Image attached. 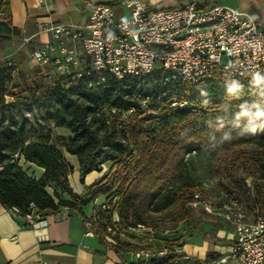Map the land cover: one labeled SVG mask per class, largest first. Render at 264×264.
Here are the masks:
<instances>
[{"label": "trees", "instance_id": "trees-1", "mask_svg": "<svg viewBox=\"0 0 264 264\" xmlns=\"http://www.w3.org/2000/svg\"><path fill=\"white\" fill-rule=\"evenodd\" d=\"M0 13L9 21L8 2H1ZM15 69L12 62L0 67V202L7 208L21 215L37 209L43 215L69 207L84 215L81 207L106 195L110 201L118 198L123 228H154L173 210L182 213L179 221L185 220L195 217L196 191L210 199L202 186L190 180L191 157L207 155L221 194L216 204L236 198L264 213V75H218L197 83L171 79L165 83L168 75L161 70L122 79L106 73L100 85L89 86L90 81L96 82L94 77L83 78L72 88L62 81L40 98L38 88L25 81L10 85ZM154 75L160 82H155ZM29 98L49 103L48 119L56 128L68 129L70 135L31 136L15 115L6 119L8 108ZM145 98L147 106L143 107ZM104 108H116L119 113L109 121L111 117L101 113ZM132 109L135 114L123 119L121 113ZM64 149L78 157L82 183L89 173L109 164L106 182L86 197L78 196L69 181L74 168ZM21 157L42 167L43 177L29 175L19 163ZM105 215L112 220V211ZM164 244L170 248L166 258L128 264H203L184 260L186 253L177 251L175 243ZM132 249L136 245L128 242L118 247L123 253ZM215 261L208 252L205 263Z\"/></svg>", "mask_w": 264, "mask_h": 264}, {"label": "built area", "instance_id": "built-area-1", "mask_svg": "<svg viewBox=\"0 0 264 264\" xmlns=\"http://www.w3.org/2000/svg\"><path fill=\"white\" fill-rule=\"evenodd\" d=\"M180 1L177 7L153 9L145 0H128L130 17L123 20L117 18L112 6L87 1L88 16L83 24L50 27V40L32 53L47 89H54L62 81L72 88L81 79L92 77L96 82L90 81L89 86L100 85L105 82L106 73L122 79L161 70L168 75V81L193 83L218 75H264V24L215 0ZM146 103V98L141 101L143 107ZM101 113L108 114L110 121L119 110L104 108ZM133 114L134 109L121 113L123 119ZM194 198L206 212L220 215L235 229L232 249L228 257L221 259L222 263L231 259L238 264H264V213L251 221L236 198L220 206L199 191ZM117 207L118 198L96 204L92 215L84 218V224L88 236L99 237L107 249L121 254L119 244L128 241L126 237L131 233L119 224ZM65 211L71 209L65 207ZM110 211L111 221L105 215ZM19 216L29 225L45 220L37 209ZM135 245L136 249L129 254L136 262L161 260L170 252L164 243Z\"/></svg>", "mask_w": 264, "mask_h": 264}, {"label": "crops", "instance_id": "crops-1", "mask_svg": "<svg viewBox=\"0 0 264 264\" xmlns=\"http://www.w3.org/2000/svg\"><path fill=\"white\" fill-rule=\"evenodd\" d=\"M2 1L0 0V4ZM87 1L112 6L120 20L130 17L126 6L128 0H4L9 3L10 19L5 20L4 14L0 13V67H4L9 62L13 63L15 70L22 72L27 66L39 67L32 59V53L37 47L50 40L51 33L48 29L55 25L83 24L88 16L85 5ZM145 1L153 9L173 8L181 4L180 0ZM215 3L239 9L252 16L257 22L264 24V0H215ZM57 134L68 136L70 131L66 128H57ZM64 155L74 168L69 181L78 196L84 198L95 186L106 182L108 171L103 166L102 171L89 173L82 183L78 157L65 149ZM19 163L29 175L37 179L43 177L42 167L27 162L23 157L20 158ZM64 198L70 199L68 195ZM106 200L107 196L101 195L96 202L81 207L80 211L84 215L75 211L66 212L65 207H62L58 211L43 214L44 222L34 225H29L15 210L7 208L0 202V264H126L132 262L129 252L120 254L116 250L107 249L99 237L86 234L84 218L92 215L96 204ZM182 222L184 223L168 236L158 237L153 228H134L126 242L132 245H145L157 243L158 240L163 239L178 244L180 251L199 260L205 259L207 253L212 250L223 253L219 244L212 242L213 245H210L211 241L203 234L191 231V228L195 226L191 219H188V222L186 219ZM228 225L231 229L217 228L209 223L205 225L204 232L231 240L226 249L230 253L236 233L234 227L230 223ZM232 262L238 264L236 261L232 260Z\"/></svg>", "mask_w": 264, "mask_h": 264}, {"label": "rangeland", "instance_id": "rangeland-1", "mask_svg": "<svg viewBox=\"0 0 264 264\" xmlns=\"http://www.w3.org/2000/svg\"><path fill=\"white\" fill-rule=\"evenodd\" d=\"M13 82L10 84L11 86H15L19 84L21 81L27 82L30 86L34 88H38L37 96L42 98L46 94L47 85L46 81L43 78V74L40 71L39 67H25L24 72L22 71H13L12 73ZM155 82H160L159 79H156V76L154 75ZM165 83L168 82V80H164ZM42 96V97H41ZM8 102L12 103V98H8ZM49 106V103L44 104L42 102L37 103L36 98H29L27 101L20 105H14L11 106V111H5L4 115L6 116V119L8 120V117L10 115H15V120L18 122H24L25 127L27 130V134L31 136H39L41 134H48L51 133L53 138L58 135L57 134V128L55 124L50 121L47 117L46 113V107ZM210 165H211V158L207 155H195L191 157L190 160V180L192 183L202 186L209 194L210 198L216 203L217 200L221 197L220 191L218 190L215 182L214 176L210 172ZM105 168H107L108 174L110 173V165L105 164ZM262 190L264 191V183L261 184ZM114 199V198H113ZM112 199V200H113ZM263 207H264V199H262ZM194 206L192 207L193 212L195 213V217L187 218L186 221L188 222V219H191L195 226L191 228V231L193 233L203 234L206 239L210 240V245H213V243H217L222 247L223 253L215 252V251H209L212 252L214 257L216 258V261L214 263H205V259L201 260L203 264H224L221 262V259L223 257H228L230 253L226 251L227 247L229 246V242L231 240H228L226 237L224 238H218L214 236L212 233H206L204 232V228H206V224L212 223L217 228H227L231 229L229 227L228 223H226L222 217L214 214H209L206 212L201 206L196 205V203H193ZM243 207L244 211L247 214V218L249 220H253L255 217H257L258 214H260V210H258L257 207L253 206L251 202L249 201H243ZM181 212L178 210H173L171 212H167V215H164V218H162L159 221V224L154 227L153 229L156 231V235L158 237L173 234V231L177 229L179 225H181L182 221L185 220H178L181 216ZM205 226V227H204ZM129 233L132 234V231L130 229L125 228ZM130 237L127 236L126 238ZM146 239V238H145ZM150 240V239H149ZM147 240V242H150ZM165 241L162 239L158 240L157 244H163ZM176 246H179L178 244H175ZM212 247V246H211ZM180 250V248L178 247ZM184 260H189L194 262L195 260H199L198 258L191 257L189 255H186ZM234 261V260H233ZM235 264L232 262L231 259H228L226 264Z\"/></svg>", "mask_w": 264, "mask_h": 264}]
</instances>
